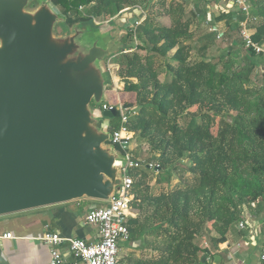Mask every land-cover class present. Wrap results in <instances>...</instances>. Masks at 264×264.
Masks as SVG:
<instances>
[{"label":"trees","instance_id":"obj_1","mask_svg":"<svg viewBox=\"0 0 264 264\" xmlns=\"http://www.w3.org/2000/svg\"><path fill=\"white\" fill-rule=\"evenodd\" d=\"M187 1L51 0L68 26L151 4L123 37L130 50L116 63L123 89L114 98L106 89L105 103L128 109L135 157L143 144L149 147L145 165L131 172L132 204L140 214L128 220V228L131 236L149 232L161 264L198 263L207 251L197 244L200 238L214 231L212 242H223L231 225L264 207V52L245 48L242 54L244 17L230 6L216 18H207L206 9L193 11L195 18L205 14L210 31L226 45L217 60L200 57L191 45ZM249 1L251 40L264 46V0ZM157 6L167 25L151 16ZM256 70L261 84L254 82ZM120 122V115L109 119V131ZM151 163L159 168H149ZM174 176L178 183L165 189Z\"/></svg>","mask_w":264,"mask_h":264},{"label":"water","instance_id":"obj_2","mask_svg":"<svg viewBox=\"0 0 264 264\" xmlns=\"http://www.w3.org/2000/svg\"><path fill=\"white\" fill-rule=\"evenodd\" d=\"M145 16L137 6L82 28L51 0H0V217L120 193L126 160L108 129L118 112L96 108L107 58L128 51L121 34Z\"/></svg>","mask_w":264,"mask_h":264},{"label":"crops","instance_id":"obj_3","mask_svg":"<svg viewBox=\"0 0 264 264\" xmlns=\"http://www.w3.org/2000/svg\"><path fill=\"white\" fill-rule=\"evenodd\" d=\"M225 8L229 6L223 0H216L208 2L205 9L207 14L216 18ZM133 200L132 194L129 219L140 214L139 206H134ZM104 205L99 201L81 200L0 217V235L11 233L15 237L0 238V264H49L48 247L36 239L46 233H56L64 239L78 238L86 243L96 242L99 239L98 229L87 225L85 216L90 210ZM217 237L218 234L211 231L198 240L197 244L207 251L200 253L196 264H258L264 249V207L231 225L223 242H212L211 239ZM150 242L147 230L130 235L128 241L120 243V264H161L159 254ZM59 249L65 259L75 260L66 242Z\"/></svg>","mask_w":264,"mask_h":264},{"label":"built area","instance_id":"obj_4","mask_svg":"<svg viewBox=\"0 0 264 264\" xmlns=\"http://www.w3.org/2000/svg\"><path fill=\"white\" fill-rule=\"evenodd\" d=\"M214 1V0H213ZM228 6L238 8L244 17L240 23V37L247 49H253L257 54L264 52L263 46L254 43L251 40V33L248 25L255 20L250 15L251 4L248 0H223ZM249 2V3H248ZM141 23L137 22L135 28ZM218 37V36H217ZM125 53V52H123ZM108 72L114 66L107 63ZM120 80H118L119 83ZM114 85L116 83L114 82ZM98 111L116 110L121 117V124L118 129L111 131V143L125 156V166L121 169L123 182L118 195H115L110 201L103 202L105 206L96 207L90 210L85 216V223L98 229L99 239L94 243H86L84 240L73 238L64 239L56 233H46L36 238L42 241L48 247L49 264H120L119 247L121 242L130 239L128 228L129 206L132 200V188L134 179L131 172L145 165L144 160H140L133 154L132 143L134 141V133L128 127V119L131 115L128 109L122 105H110L105 101L96 108ZM135 114V112L133 113ZM149 168H159L157 164H149ZM244 227L242 223L239 224ZM3 239H14L11 233L0 235ZM67 243L69 251L75 260L69 261L65 259L59 247L63 243ZM79 259V260H78ZM264 264V249L259 257V263Z\"/></svg>","mask_w":264,"mask_h":264},{"label":"rangeland","instance_id":"obj_5","mask_svg":"<svg viewBox=\"0 0 264 264\" xmlns=\"http://www.w3.org/2000/svg\"><path fill=\"white\" fill-rule=\"evenodd\" d=\"M207 2H208V0H188L187 1V4H186V15L192 21V24L190 26V30L194 33L193 34L194 38L191 41V45L195 47L196 54L199 55L200 57L204 56L207 59L217 60L216 58L219 55V53H224L226 51V45L223 44V43H220L219 42L220 40L215 36V34L213 32L210 31V28H209L210 26L207 24V20H208L207 18H209V17L212 18L213 16L207 14L208 17L206 18L205 14L204 15L201 14L200 17L195 18V16L193 15V11L194 10L195 11H199L200 9L201 10L205 9V3H207ZM151 4H153V0H152ZM196 4H198L199 8L198 7L196 8V6H197ZM150 5L149 4H144V5H141L139 7H144L145 6L146 7V15H147L148 8L150 7ZM34 6H35V4H33L31 8H33ZM80 9L82 11L86 10V8H82V7ZM127 10H129V9H127ZM227 10H229V8H225V11H227ZM124 11H126V10H124ZM162 13L163 12L160 11L158 6L155 8V10L153 12H150L151 16L154 17L158 23L167 25V18L163 17ZM144 19L145 18H143V20ZM110 20L111 19H108V18H105L104 16H101V17H98V18L94 19L93 24H85V25L80 24V23L79 24L81 25L82 28H86L87 26H90V27L94 28V27L105 26V25H107L110 22ZM66 28H67V25H57V27L55 29V34L56 35H63L66 32ZM127 31H128V29H126L121 34V41L123 43H124L123 37L125 36ZM128 43H124L127 46V48H128V45H129ZM204 43H209V45H208L209 47L202 48L201 46ZM263 48H264V46H263ZM244 50H246L245 47L241 48V52L244 51ZM129 51L130 50H128L127 52H129ZM121 53H123V52H119V53L107 58V60H106V65L108 63V64L114 66V68L109 70V72H108V85H107V88H106L108 91L112 92V93L109 92V94L113 96L112 98L117 97L118 93L123 89V82H122L121 78L118 75V71H119L118 69L119 68H118V65L116 64V63H118V59L120 57L119 55ZM242 54H243V52H242ZM254 74L256 75V78H257V79L254 80V82L257 83V84H261L262 79H261L260 72L256 70ZM160 78L161 79L163 78V71L160 74ZM118 80H120L119 83H118ZM114 82L116 83V85L118 87H116L114 85ZM105 99H106V92H105ZM121 99L124 100L125 102H128L130 100V98L127 97L126 95H123ZM137 147L138 146H137V144H136V142L134 140L133 143H132L133 151L135 149H137ZM148 152H149L148 145L147 144H143V146H141L139 151H138V154H139L138 155V159H140V160L146 159V157L148 155ZM152 179L150 180L149 183H150L151 187H154V185H155V177L152 176ZM177 183H178V179H177V177L174 176L172 178V182L170 184L168 183V184L163 185V187L165 189H169V187H171V185H174V184H177Z\"/></svg>","mask_w":264,"mask_h":264}]
</instances>
